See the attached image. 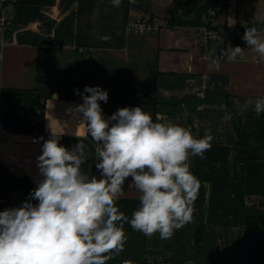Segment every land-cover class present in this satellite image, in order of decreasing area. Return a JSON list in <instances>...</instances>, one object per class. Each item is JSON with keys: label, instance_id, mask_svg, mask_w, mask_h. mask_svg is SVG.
<instances>
[{"label": "crops", "instance_id": "obj_1", "mask_svg": "<svg viewBox=\"0 0 264 264\" xmlns=\"http://www.w3.org/2000/svg\"><path fill=\"white\" fill-rule=\"evenodd\" d=\"M206 1L121 0L115 7L112 0H0V162L14 175L36 185L42 179L43 143H32L41 134L70 148L83 142L89 155L81 170L89 176L97 170V145L70 113L83 103L78 92L85 86L107 91V103L99 102L106 118L141 107L157 122L178 124L197 138L207 129L213 137L203 158L190 157L200 182L192 221L166 240L124 223V250L108 264H264V113L246 104L264 98V56L243 39L256 27L264 40V0H228L227 17L212 19L240 29L245 50L218 66L211 56L216 44L204 49L197 37L210 22ZM140 19L164 25L129 31ZM236 46L226 48L228 57ZM127 180L116 204L130 220L140 194ZM26 200L11 190L8 208Z\"/></svg>", "mask_w": 264, "mask_h": 264}, {"label": "clouds", "instance_id": "obj_2", "mask_svg": "<svg viewBox=\"0 0 264 264\" xmlns=\"http://www.w3.org/2000/svg\"><path fill=\"white\" fill-rule=\"evenodd\" d=\"M120 2L112 0L115 7ZM243 39L264 56L256 27L247 28ZM230 49L228 59L243 58L240 46ZM212 63L218 66L219 57ZM78 94L83 103L70 113L97 145L100 178L81 170L89 155L83 142L69 150L59 137L45 140L37 157L42 179L29 200L0 211V264H106L113 253L124 250V223L147 237L159 233L166 240L192 221L200 182L189 161L203 158L211 148L208 130L197 138L178 124L154 122L141 107L120 108L106 118L99 103H107L106 90L85 86ZM246 104L254 106L256 115L264 113V98ZM129 177L140 194L130 220L116 204Z\"/></svg>", "mask_w": 264, "mask_h": 264}, {"label": "trees", "instance_id": "obj_3", "mask_svg": "<svg viewBox=\"0 0 264 264\" xmlns=\"http://www.w3.org/2000/svg\"><path fill=\"white\" fill-rule=\"evenodd\" d=\"M204 8L209 13L210 11L215 12V16L209 15V26L218 30L220 34L223 36L224 41L227 40V35L232 34L234 39L231 44H235L239 46L241 44V35L240 29L235 27H230L227 23L213 25L212 19L216 17H227L228 15V0H207ZM227 43V41H225ZM48 50H43L39 55V67L42 66L46 57ZM70 99L76 98V95L70 96ZM154 122L156 121L155 115L152 117ZM64 147L71 150L72 148L63 145ZM37 187V185L33 182V180L28 176H16L14 175L2 162H0V211L8 209V199H9V191L11 190H20L22 191L26 198L29 200V194ZM135 188V187H134ZM33 204L38 203L37 201H31ZM201 240V228L198 229L196 234V242ZM113 255V254H112ZM109 263V260L106 261V264Z\"/></svg>", "mask_w": 264, "mask_h": 264}, {"label": "built area", "instance_id": "obj_4", "mask_svg": "<svg viewBox=\"0 0 264 264\" xmlns=\"http://www.w3.org/2000/svg\"><path fill=\"white\" fill-rule=\"evenodd\" d=\"M208 15L215 16V12L210 11ZM1 22L3 25H6L7 23V21L4 20H2ZM161 26L162 25H159L158 23L152 22L150 20L140 19L129 26V31L136 33H149L153 31H159L161 29ZM197 37L201 40V47H203L204 49H208V46L211 43L216 44L211 56L215 55V57H219V59L228 58V52L226 48L229 46V44L232 43V40L234 39L232 34H229L227 36V40H225L227 41V43H225L224 38L220 34V32L218 30L212 29L208 24H206L205 26L199 27L197 29ZM45 140H47V137L44 134L36 135L34 138H32V143L41 144ZM91 176L100 178V172L95 170L90 173V177Z\"/></svg>", "mask_w": 264, "mask_h": 264}, {"label": "rangeland", "instance_id": "obj_5", "mask_svg": "<svg viewBox=\"0 0 264 264\" xmlns=\"http://www.w3.org/2000/svg\"><path fill=\"white\" fill-rule=\"evenodd\" d=\"M156 23H158L159 25H162V26L164 25L163 23H160V22H156ZM227 36H228V35H227ZM127 181H128V180H127Z\"/></svg>", "mask_w": 264, "mask_h": 264}]
</instances>
